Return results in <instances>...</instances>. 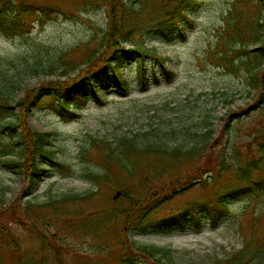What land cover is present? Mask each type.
I'll use <instances>...</instances> for the list:
<instances>
[{"label":"rangeland","instance_id":"1","mask_svg":"<svg viewBox=\"0 0 264 264\" xmlns=\"http://www.w3.org/2000/svg\"><path fill=\"white\" fill-rule=\"evenodd\" d=\"M23 1L54 8L57 14L43 21L42 18L26 17L28 30L20 35L7 37L0 34L1 65L8 69L10 75L18 69L23 74V80L14 83L17 87L12 90L13 107L17 105L15 101L23 99L29 89H36L47 82L67 81L65 73L74 78L78 72L76 67L83 69L92 62L89 60L102 45L109 26L107 7L102 3L87 0ZM146 2L149 13L161 10L164 5V0ZM198 2L199 9L192 16L194 22L185 38L168 42L143 31L136 34L131 42L165 58L166 66L175 73L173 79L168 80L159 62L147 56V78L152 84L145 89L138 88L134 58L122 70L131 89L106 91L103 102L91 100L75 120L63 121L52 110L36 106H31V111H27L25 116L21 114L29 126L53 131L55 161L65 165L60 168L51 164V171L34 184L32 192L23 175L0 164V197L4 203L14 206L15 220L11 221V225L21 236L20 242L26 252L39 253L41 237L36 232L39 229L48 240L55 238L62 254V264H120V259L113 260L120 244H112L113 248L103 251L111 253L110 258L94 256L99 247L92 236L62 233L61 229L74 220L54 214L47 206L49 202L68 194L85 195L97 190L84 175L86 168L102 170L97 150L92 147L94 139L114 141L117 137L143 131L162 133L187 121L191 123L194 119L198 122L211 115L217 128L214 143L217 146H208L209 151L205 155H197L196 165L218 156L232 138L233 131V135L238 137V153L246 159L256 156L255 138L258 131H264V114L260 112L264 80L260 86L252 84L248 65L244 66L241 59L233 60V64L232 57L242 56V60L250 62L252 59L254 62L255 54L250 52L264 46V41L257 38L260 27L256 24L258 19L264 21V4L260 0ZM230 10L239 18L236 28L229 32L227 20ZM35 49L47 51L39 52L36 58L33 54ZM221 52L226 55L223 60L219 58ZM63 53L65 56L59 57ZM36 59H39L35 62L39 70L30 73L27 62L33 63ZM255 71L261 74L264 62ZM154 72L159 78L158 83H153ZM19 122L16 120L18 126L23 124ZM83 148H87L88 152L82 154ZM200 169H203V178H208L207 166ZM186 170L192 173L196 167L190 165ZM230 176L222 175L221 182L231 181ZM115 190L114 187L103 189L97 195L70 205L69 210L81 208L85 214H95L98 209L109 208L113 204L109 198ZM216 190L217 186L210 183L207 187H197L194 196L197 199L213 198ZM186 199L188 196L176 199L166 205L165 211L182 205ZM230 209V215L221 219L215 227L204 218L199 226H190L184 231L134 235L130 240L171 248L176 264H215L243 249L251 237L261 235L254 236V220H257L258 233L264 229V201H230ZM47 255L51 264H56L50 252L47 251ZM133 255V263L125 264H156L155 259L145 255ZM263 260L264 253L256 259ZM0 264H16L6 249L0 253Z\"/></svg>","mask_w":264,"mask_h":264},{"label":"trees","instance_id":"2","mask_svg":"<svg viewBox=\"0 0 264 264\" xmlns=\"http://www.w3.org/2000/svg\"><path fill=\"white\" fill-rule=\"evenodd\" d=\"M260 1L264 4V0ZM87 2L106 5L109 26L102 45L89 60L92 62L83 69L76 67L78 72L74 78L70 73H65L67 81L47 82L36 89H29L23 99L15 101L17 105L13 107L12 90L17 87L15 82L23 80L22 70L18 69L10 75L8 69L0 63V164L23 175L32 192L34 184L51 170L48 169L49 164L59 167L65 165L55 161L53 131L29 126L24 121L25 117L21 118V114L25 116L27 111H31V106H36L52 110L63 121L75 120L91 100L103 102V93L106 91L131 89L122 70L127 62L134 58L138 88L145 89L152 84L147 78V56L159 62L168 80L173 79L175 73L166 66L165 58L157 56L156 53H149L145 48L131 42L136 34L143 31L168 42L185 38L188 28L192 27L194 22L192 16L200 6L198 0H164L161 10L149 13L146 0ZM47 8L51 7L30 5L23 0H0V34L7 37L20 35L28 30L26 17L42 18L43 21L46 17L57 14L54 8H51L53 11ZM238 18L230 10L227 20L229 32L238 25ZM256 24L260 27L257 38L264 41V21L258 19ZM41 51L47 50H34L36 58ZM250 53L255 54L254 62L252 59L250 62L244 61L242 56H239L232 57V63L241 59L244 66L248 65L252 84L260 86L264 80V71L260 74L255 68L264 62V46H259ZM221 54V60L226 58L223 52ZM60 56H65V53ZM38 60L27 62L30 73L38 72V63H35ZM228 62L230 63V60ZM51 64L53 63L49 65ZM158 82L159 78L154 72L153 83ZM261 100L262 115L263 93ZM16 120H20L19 124L22 121L23 124L18 126ZM216 132L213 117L208 115L202 121L196 122L193 119L191 123L187 121L162 133L143 131L117 137L114 141L94 139L92 147L97 150L102 170L86 168L84 175L97 190L85 195L68 194L49 202L47 206L51 207L54 214L74 220L72 224L67 223L61 229L62 233L92 236L99 247L94 256L110 258L112 254L103 251L118 243L120 247L116 249L113 260L120 259V264L133 263V254L155 259L156 264H176L171 248L138 244L130 240V237L184 231L190 226H199L204 218L215 227L221 219L230 215V201H264V131H258L255 138L254 158L246 159L238 153V137L233 135V131L232 138L223 146L218 156L210 157L211 159L196 165L198 156L209 151L208 146H217L214 144ZM82 150V154L88 152L87 148ZM190 165L196 167L192 173L186 170ZM204 166H207L208 178L202 176L203 169L200 168ZM224 174H230L231 181L221 182V176ZM210 183L217 186L213 198H195V189L207 187ZM113 187L116 190L112 193V198H109L110 202H113L109 208L98 209L95 214H85V210L81 208L69 210L70 205ZM185 196H188V199L182 205L165 211L166 205ZM13 207L4 203L0 197V253L5 249L9 251L16 264H51L48 251L56 264H62V254L55 244V238L48 240L47 235L39 229L36 231L41 237L39 253L36 255L25 251L20 242L21 236L11 225V221L15 220ZM254 224V236L261 235L251 237L243 249L215 264H264V260L256 261L257 257L264 253V229L258 233L257 220H254ZM112 252L114 253V250Z\"/></svg>","mask_w":264,"mask_h":264},{"label":"water","instance_id":"3","mask_svg":"<svg viewBox=\"0 0 264 264\" xmlns=\"http://www.w3.org/2000/svg\"><path fill=\"white\" fill-rule=\"evenodd\" d=\"M52 232L54 233L53 229H52Z\"/></svg>","mask_w":264,"mask_h":264}]
</instances>
